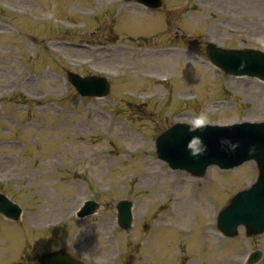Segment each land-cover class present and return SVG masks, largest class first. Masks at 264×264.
<instances>
[{"label": "rangeland", "instance_id": "obj_1", "mask_svg": "<svg viewBox=\"0 0 264 264\" xmlns=\"http://www.w3.org/2000/svg\"><path fill=\"white\" fill-rule=\"evenodd\" d=\"M124 1L136 7L0 0V192L22 209L16 223L0 215V264H36L37 253L53 248L100 264H123L128 254L133 264H246L259 250L255 264H264V232L247 237L239 227L235 238L218 239L210 225L254 180L255 163L225 171L211 166L191 178L158 160L154 148L177 118L190 130L197 123L264 121V82L227 76L206 57L208 43L264 51V23L257 24L264 0H161L157 9ZM239 9L252 21L232 15ZM119 47L129 51L118 55ZM169 47L186 48L197 60L138 56ZM147 66L160 74L165 67L169 78L148 79ZM68 71L104 76L108 94L79 96ZM140 94L150 98L138 100ZM150 159L157 172L147 175ZM174 195L191 196L189 209L171 213ZM122 199L133 204L126 231L116 223ZM84 200L98 208L78 218Z\"/></svg>", "mask_w": 264, "mask_h": 264}, {"label": "water", "instance_id": "obj_2", "mask_svg": "<svg viewBox=\"0 0 264 264\" xmlns=\"http://www.w3.org/2000/svg\"><path fill=\"white\" fill-rule=\"evenodd\" d=\"M140 1L151 7L160 6V0ZM207 54L226 74H246L264 80V53L259 50L219 49L210 44ZM68 76L82 96H103L108 92V84L102 77L80 78L71 73ZM156 151L157 156L172 168L184 169L197 176L202 175L209 165L229 169L254 160L258 171L256 180L231 198L219 213L217 226L227 236H234L239 225L245 227L247 235L264 231V122H242L225 127L201 125L193 131H189L186 125L176 124L157 137ZM130 205L126 201L119 203L118 217L122 227H128L130 223ZM95 207L94 202H87L78 215L90 214ZM0 211L13 219L20 213V209L2 195ZM55 255L45 257L46 263L77 264L62 256L55 262ZM259 257V252H254L249 263Z\"/></svg>", "mask_w": 264, "mask_h": 264}, {"label": "bare ground", "instance_id": "obj_3", "mask_svg": "<svg viewBox=\"0 0 264 264\" xmlns=\"http://www.w3.org/2000/svg\"><path fill=\"white\" fill-rule=\"evenodd\" d=\"M112 1H114V2H116V1H121V3H123V2H125L124 0H112ZM125 7L126 8H128V7H130V8H134V7H136L133 3H126L125 2ZM232 15H235V16H237V15H240L241 16V18H243V19H246V21H252L251 19H250V17L251 18H254V17H252L251 15H249V16H247V15H245L240 9L237 11V12H235V14H232ZM234 16V17H235ZM247 23H249V22H247ZM263 23H264V21L263 20H258V22H257V24L259 25V26H262L263 25ZM218 24V23H217ZM219 25H221L220 23H219ZM228 24H222V26L224 27V28H226V29H229L228 28V26H227ZM118 49V51H115V50H117ZM114 51H115V53H117L118 55L119 54H122V53H127L129 50L128 49H123L122 47H119V48H116V49H114ZM183 54H185V55H183ZM165 56H170V57H175V56H177V57H181V58H183V60H186V61H190L189 60V56H190V54L189 53H183V51H178V50H170V51H159V50H157V51H155V50H148V51H146V52H143V51H141L140 52V54H139V57H141V58H145V59H153V62H155L157 59H160V58H162V57H165ZM191 57V56H190ZM192 58V57H191ZM165 66V65H164ZM125 67H127V66H125ZM135 68V67H134ZM137 68H138V71H140L141 69H140V67H138L137 66ZM137 68H135L134 69V71L135 72H138L137 71ZM152 68L153 67H151V66H147V68H145L146 70H148L147 71V73L150 75V77H157V78H164V77H166V78H168L169 76V74L167 73V71H165L166 70V68L165 67H163V74H164V77H162V76H160V75H163L162 73L160 74V73H154V72H150V71H152ZM155 69V68H154ZM177 120H179V121H184L182 118H177ZM188 121V120H187ZM137 138V137H136ZM136 141H138L137 139H136ZM145 169V172H144V174H149V172H151V173H153V174H156V172H157V163L154 161V160H152V159H150L149 160V162L146 164V167L144 168ZM168 192H174V190H171L170 189V191H168ZM185 197L187 198V199H185ZM192 197L191 196H183V195H181V196H175V202H174V206L176 207V206H179L178 208L176 207L175 208V211H174V213H179L180 211H182V212H184V211H186L187 209H189V207H190V200L189 199H191ZM102 226H104L103 227V229H106V228H108L110 225L108 224V223H105V224H103Z\"/></svg>", "mask_w": 264, "mask_h": 264}, {"label": "clouds", "instance_id": "obj_4", "mask_svg": "<svg viewBox=\"0 0 264 264\" xmlns=\"http://www.w3.org/2000/svg\"><path fill=\"white\" fill-rule=\"evenodd\" d=\"M197 119H198V121H202V120L204 119V116H203V115H201V116H200V117H198ZM193 130H195V129H193Z\"/></svg>", "mask_w": 264, "mask_h": 264}]
</instances>
